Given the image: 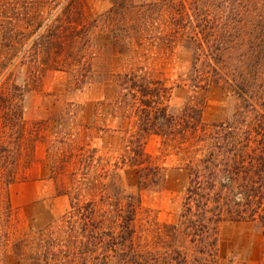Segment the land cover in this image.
Listing matches in <instances>:
<instances>
[{
	"label": "rangeland",
	"instance_id": "obj_1",
	"mask_svg": "<svg viewBox=\"0 0 264 264\" xmlns=\"http://www.w3.org/2000/svg\"><path fill=\"white\" fill-rule=\"evenodd\" d=\"M190 6L0 0V264H264V65Z\"/></svg>",
	"mask_w": 264,
	"mask_h": 264
},
{
	"label": "trees",
	"instance_id": "obj_2",
	"mask_svg": "<svg viewBox=\"0 0 264 264\" xmlns=\"http://www.w3.org/2000/svg\"><path fill=\"white\" fill-rule=\"evenodd\" d=\"M163 1L169 2V0ZM185 1L191 4L189 9L197 19L202 18V15L210 18L215 4H219L221 6V34L228 36H224L228 39L225 43L241 45L243 42H248L253 55L249 68L257 70L259 66L264 65V0ZM233 34L237 35L238 42L229 38Z\"/></svg>",
	"mask_w": 264,
	"mask_h": 264
}]
</instances>
